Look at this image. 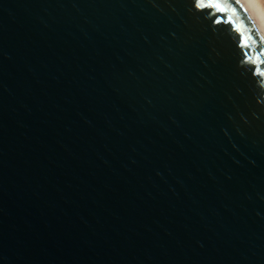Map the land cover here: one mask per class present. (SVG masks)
<instances>
[{
  "label": "water",
  "instance_id": "obj_1",
  "mask_svg": "<svg viewBox=\"0 0 264 264\" xmlns=\"http://www.w3.org/2000/svg\"><path fill=\"white\" fill-rule=\"evenodd\" d=\"M0 264H264L235 0H0Z\"/></svg>",
  "mask_w": 264,
  "mask_h": 264
},
{
  "label": "bare ground",
  "instance_id": "obj_2",
  "mask_svg": "<svg viewBox=\"0 0 264 264\" xmlns=\"http://www.w3.org/2000/svg\"><path fill=\"white\" fill-rule=\"evenodd\" d=\"M264 40V0H235Z\"/></svg>",
  "mask_w": 264,
  "mask_h": 264
}]
</instances>
